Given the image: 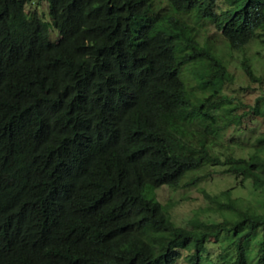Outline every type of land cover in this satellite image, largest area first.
Listing matches in <instances>:
<instances>
[{"label":"trees","instance_id":"obj_1","mask_svg":"<svg viewBox=\"0 0 264 264\" xmlns=\"http://www.w3.org/2000/svg\"><path fill=\"white\" fill-rule=\"evenodd\" d=\"M0 0V264H264V0ZM240 51L242 54H238ZM260 93L230 95L232 58ZM206 193L176 222L161 186ZM251 187L253 193L246 191ZM260 195H263L261 197Z\"/></svg>","mask_w":264,"mask_h":264},{"label":"rangeland","instance_id":"obj_2","mask_svg":"<svg viewBox=\"0 0 264 264\" xmlns=\"http://www.w3.org/2000/svg\"><path fill=\"white\" fill-rule=\"evenodd\" d=\"M26 11L29 17L35 13L39 16L46 17L50 20L49 3L45 0H33L32 3L26 5ZM247 55L251 54L252 65L255 71L264 77V46L258 39L252 40L250 44L243 50ZM237 51L241 56V52ZM239 55L232 58L231 69L237 74V80L234 83H226L225 88L230 95H241L245 101L252 102L253 99L260 93L258 84L251 81L243 68L239 64ZM264 86V84H263ZM243 129L223 127L216 132L217 137L222 140H229L238 144V152L247 154L249 148L255 144V137L264 130V117H259L255 121L247 120ZM236 184V180L230 173H224L221 169L214 171L212 177L200 181L196 186L189 188H172L170 186H161L156 189L158 199L165 204H169L170 212L173 219L181 224L190 225V220L196 212L201 211L203 218H217L216 212H203L202 208L210 204L206 193H215L221 190L232 187ZM249 194L253 191L251 187L246 189ZM263 197V195H260ZM220 249L216 244L208 245V253L210 264H215L218 259ZM178 264H187L186 259L182 258Z\"/></svg>","mask_w":264,"mask_h":264}]
</instances>
